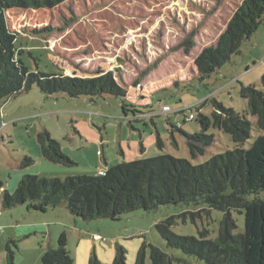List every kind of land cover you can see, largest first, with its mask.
I'll use <instances>...</instances> for the list:
<instances>
[{
	"label": "rangeland",
	"instance_id": "rangeland-1",
	"mask_svg": "<svg viewBox=\"0 0 264 264\" xmlns=\"http://www.w3.org/2000/svg\"><path fill=\"white\" fill-rule=\"evenodd\" d=\"M243 2L66 0L52 9L8 11L9 26L18 36V57L30 72L85 79L98 70L113 72L127 96L71 99L46 96L34 85L0 101V264H9L8 248L15 264H43L44 254L58 248L64 232L74 264H90L94 255L102 264H113L118 247L126 251L127 264H135L142 250L151 264V246L164 250L173 264H205L168 247L156 227L173 220L172 231L179 236L200 238L207 232V238L216 239L225 217L220 210L203 206L198 214L190 206L169 205L153 212L138 209L116 221H84L65 203L41 213L27 204L5 209L1 199L26 176L99 177L110 167L159 155L204 164L236 148L230 135L212 128L214 144L205 156L191 158L182 132H199V110L212 117L215 101L251 122V137L242 147L249 149L264 132L247 113L241 90L264 91V18L240 53L205 80L195 64L205 48L217 45ZM164 106L171 112L163 113ZM45 132L75 165L45 158L38 137ZM232 217L234 233L242 234L244 210L233 211Z\"/></svg>",
	"mask_w": 264,
	"mask_h": 264
},
{
	"label": "trees",
	"instance_id": "trees-1",
	"mask_svg": "<svg viewBox=\"0 0 264 264\" xmlns=\"http://www.w3.org/2000/svg\"><path fill=\"white\" fill-rule=\"evenodd\" d=\"M65 1L0 0V101L27 92L34 85L46 96L64 94L71 99L127 96V90L120 87L113 72L98 70L91 79L63 74L44 75L30 72L18 57V36L9 26L8 11L52 9ZM263 18L264 0H244L217 45L205 48L196 59L200 79L205 80L229 62L234 54L240 53L242 43L256 33ZM241 95L248 102L247 113L256 118L257 127L264 132V91L243 86ZM214 106L212 117L199 110V132H182L191 158L205 156L214 144L215 135L210 133L212 128L230 135L236 145L234 150L214 155L201 165H194L185 158L159 155L110 167L99 177L76 176L62 180L26 176L15 192L4 191L2 206L12 209L27 204L33 211L46 213L65 203L72 215L84 221H116L123 214L138 209L153 212L169 205L190 206L199 210V214L203 211L200 209L207 206L225 214L218 238H207V232L200 238L179 236L172 231L173 220H167L156 228L168 247L179 249L205 264H264V135L258 137L249 149H243L251 137V122L246 115L216 101ZM38 137L48 161L75 165L63 155L59 143L48 133ZM158 146H162L160 139ZM3 186L0 181V188ZM242 210L245 230L242 234H235L237 224L232 212L242 213ZM67 242L64 232L59 236L58 248L44 254L43 264H74ZM8 250L9 264H15L14 252ZM150 260L151 264H173V259L155 246H151ZM90 264L102 262L94 255ZM113 264H127L126 251L122 247L117 248ZM135 264H146L144 250L139 253Z\"/></svg>",
	"mask_w": 264,
	"mask_h": 264
},
{
	"label": "built area",
	"instance_id": "built-area-1",
	"mask_svg": "<svg viewBox=\"0 0 264 264\" xmlns=\"http://www.w3.org/2000/svg\"><path fill=\"white\" fill-rule=\"evenodd\" d=\"M187 110V109H186ZM189 110V109H188ZM163 113H169L171 112V109L170 107L168 106H164L163 109H162ZM181 112H185V110L183 109ZM194 119V115H192L189 120H193Z\"/></svg>",
	"mask_w": 264,
	"mask_h": 264
}]
</instances>
